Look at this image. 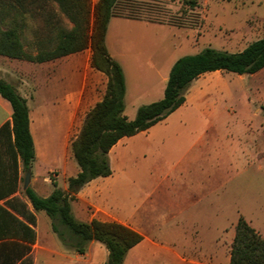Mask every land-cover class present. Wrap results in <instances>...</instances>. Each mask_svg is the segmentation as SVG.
Segmentation results:
<instances>
[{"label": "rangeland", "instance_id": "374dc122", "mask_svg": "<svg viewBox=\"0 0 264 264\" xmlns=\"http://www.w3.org/2000/svg\"><path fill=\"white\" fill-rule=\"evenodd\" d=\"M12 1L0 0V6L15 13L19 7L15 2L14 6L10 4ZM130 1L144 18L114 16L108 35L114 53H124L127 77L135 86L151 76L150 64L206 47L239 51L264 37V0H198L196 7L184 0ZM59 25L38 23L37 27L46 31ZM37 50L29 46L30 52ZM230 73H221L217 79L229 81L232 92L225 98H229L233 114L222 113L223 104L219 103L216 128L209 134L212 142L203 148L196 182L174 180L173 195L186 194L185 212L164 205L160 192L159 203L142 213L150 234L165 243L171 242L168 234L172 229L178 235L194 236L195 229L200 228L201 241L183 250L181 239L176 240L180 248L145 243L128 253L126 264H228L240 215L264 236V68L254 74ZM152 99L155 98L145 96L137 101L147 103ZM132 109L129 103V115ZM205 120L206 116L200 115L194 124L202 125ZM74 163L77 165L75 159ZM48 168L43 164L41 180ZM137 170L143 178L140 191L145 195L153 176L158 174L151 175L145 167ZM50 176L55 178L54 173ZM63 184L61 174L59 186ZM38 235L40 241L32 254L34 264H107L104 244L95 241L91 247L88 245L86 253L80 254L54 231L51 217L43 210L38 212ZM61 253H67V258Z\"/></svg>", "mask_w": 264, "mask_h": 264}, {"label": "trees", "instance_id": "16d2710c", "mask_svg": "<svg viewBox=\"0 0 264 264\" xmlns=\"http://www.w3.org/2000/svg\"><path fill=\"white\" fill-rule=\"evenodd\" d=\"M19 9L11 13L0 6V55L34 62L54 60L61 56L91 48V66L104 72L107 86L99 100L86 114L83 124L71 143V150L80 171L68 178L64 190L53 180L49 196H40L27 186L25 194L34 210L18 199L8 200L0 233V264H34L33 245L37 241L36 211H45L52 219L55 232L80 254L86 253L91 241H99L108 250L107 264H124L128 252L143 240V235L116 221L75 217L72 201L89 181L109 176L112 169L110 149L123 137L148 129L182 105L192 81L202 73L215 70L237 74H254L264 68V37L250 42L239 51L206 47L186 54L173 63L163 98L138 107L133 119L125 114L126 81L121 64L110 54L105 39L114 16L144 18L130 0H14ZM196 7L198 0H184ZM2 5V3H0ZM53 7L54 10L49 9ZM24 10H21V9ZM48 8V9H47ZM146 19V18H145ZM154 21L152 19H148ZM56 28L39 31L37 24ZM37 47V53L29 46ZM0 94L12 105V120L0 128V146L12 157L9 181L0 182V196L13 193L19 181L20 158L23 171L30 172L35 160V146L30 130L29 107L18 89L0 77ZM1 151V150H0ZM7 218V219H6ZM230 264H264V236L240 215L230 250Z\"/></svg>", "mask_w": 264, "mask_h": 264}, {"label": "crops", "instance_id": "0c3cea01", "mask_svg": "<svg viewBox=\"0 0 264 264\" xmlns=\"http://www.w3.org/2000/svg\"><path fill=\"white\" fill-rule=\"evenodd\" d=\"M91 1L95 3L97 0ZM109 26L105 42L110 54L123 68L126 81L124 112L129 119H133L139 106L163 98L170 69L176 59L150 64L151 76H146V81L135 86L127 77L124 53L120 51L114 53L109 43ZM91 57V48L44 62L0 55V64H2L0 77L18 89L29 107L30 130L36 156L31 166L28 186L40 196L46 197L52 193L53 180L59 186L61 174L64 184L59 187L67 190L68 178L76 176L80 171L78 164L74 163L71 143L77 136L87 112L103 97L108 81L104 72L91 66ZM8 63L13 64L9 66ZM153 73L154 77H152ZM221 73L231 75L230 71L224 70L202 73L192 81L185 93V102L176 110L148 129L121 138L109 151L112 173L109 176L92 179L76 193V199L72 201L75 217L87 222L93 219L116 221L140 232L143 240L130 251L136 250V247L145 243L159 247L180 248L176 243L177 239L178 241L181 239L180 245L183 250L201 241L203 231L200 228L195 229L194 236L178 235L172 229L168 234L171 242L165 243L161 238L157 239L150 234L144 226L142 213L148 207L154 208L159 203L158 193L160 192L163 193L164 205L175 207L180 213L185 212L186 194H180L178 197L173 195L174 180L176 178L188 180L189 184L196 182L195 172L198 170L197 164L202 157L203 148L208 145V142H212L209 134L216 128L219 103L223 104L222 113L233 114L231 105L227 103L229 98H225L231 94L232 89L228 80L217 79ZM145 96H152L155 99L147 103L137 101V98ZM129 103L133 106L130 115L127 113ZM12 113L10 101L0 94V128L12 120ZM200 115L206 116V120L202 125H195L196 118ZM213 142L215 145L216 138ZM0 150V182H6L12 177L8 169L12 157L3 146H0ZM18 161L17 189L13 193L0 196V233L7 228L3 226L2 209L5 208L19 216V212L11 209L7 204L8 200L16 199L15 203L18 204L17 200L20 199L27 204L28 208L34 210L25 194L27 173L23 171L19 157ZM43 164H48L49 168L41 180ZM140 167H145L151 175L158 174L153 176L154 180L149 186L150 191L145 195L140 191L143 181L140 171L137 170ZM52 173L55 178L50 176ZM38 212H35L37 241L33 245L32 254L40 241ZM92 243H95V240L89 243V247ZM184 253L185 251L182 252ZM61 256L67 258L68 254L61 253Z\"/></svg>", "mask_w": 264, "mask_h": 264}, {"label": "water", "instance_id": "95a60500", "mask_svg": "<svg viewBox=\"0 0 264 264\" xmlns=\"http://www.w3.org/2000/svg\"><path fill=\"white\" fill-rule=\"evenodd\" d=\"M30 178H31V172H27V174L25 176V187H27L29 185Z\"/></svg>", "mask_w": 264, "mask_h": 264}]
</instances>
